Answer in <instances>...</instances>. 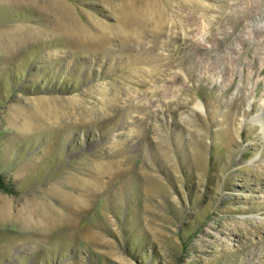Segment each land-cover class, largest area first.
<instances>
[{
  "label": "rangeland",
  "instance_id": "374dc122",
  "mask_svg": "<svg viewBox=\"0 0 264 264\" xmlns=\"http://www.w3.org/2000/svg\"><path fill=\"white\" fill-rule=\"evenodd\" d=\"M261 30L264 0H0V264H264Z\"/></svg>",
  "mask_w": 264,
  "mask_h": 264
},
{
  "label": "bare ground",
  "instance_id": "6f19581e",
  "mask_svg": "<svg viewBox=\"0 0 264 264\" xmlns=\"http://www.w3.org/2000/svg\"><path fill=\"white\" fill-rule=\"evenodd\" d=\"M262 31V30H261ZM259 35H261V36H264V31H262V32H259ZM257 124L259 123V124H261L263 127H264V121H263V117H257ZM50 210V209H49ZM8 214V212H7V210H6V206H0V216H6ZM53 215H55V214H53ZM53 215H44V216H42L43 218H45V219H47V220H53L54 219V217H53ZM8 216V215H7Z\"/></svg>",
  "mask_w": 264,
  "mask_h": 264
}]
</instances>
